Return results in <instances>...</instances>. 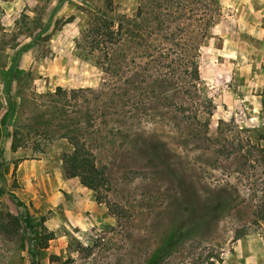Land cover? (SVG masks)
<instances>
[{
    "label": "rangeland",
    "instance_id": "obj_1",
    "mask_svg": "<svg viewBox=\"0 0 264 264\" xmlns=\"http://www.w3.org/2000/svg\"><path fill=\"white\" fill-rule=\"evenodd\" d=\"M112 2L116 17L139 6ZM216 7L197 57L206 124L185 118L169 83L141 91L146 65L162 69L155 62L128 49L112 71L97 62L84 29L105 0H0V213L31 221L0 233V264H31V253L36 264H264V0ZM165 37H152L149 50L161 45L173 59ZM63 110L91 115L82 126L107 177L100 211L62 163ZM44 161L72 178L70 188L89 190L95 211L82 204L80 215L65 214L66 202L79 208L77 196L51 191L23 166ZM195 208L196 226L181 234ZM63 222L64 235L40 248Z\"/></svg>",
    "mask_w": 264,
    "mask_h": 264
},
{
    "label": "trees",
    "instance_id": "obj_2",
    "mask_svg": "<svg viewBox=\"0 0 264 264\" xmlns=\"http://www.w3.org/2000/svg\"><path fill=\"white\" fill-rule=\"evenodd\" d=\"M105 3L106 11L92 13L84 29V40L90 53L97 57V62H100L106 70L112 71L123 57L127 56V49L131 54L136 52V56H142L150 63L155 62L159 68H162L161 73L157 69L150 70V64L146 65L145 70L148 72L144 75L146 87L141 91L152 90L154 82L169 83L171 89L179 96V101L174 103L180 105L178 109L183 110L187 116L185 118L197 122L204 120L207 124L212 113L211 111L206 113L203 107L206 101L199 100L197 57L198 50L207 37L217 14L216 0H139V6L134 15L123 14L117 17L112 14L114 12L112 0H105ZM160 33L164 34L165 40L170 42L169 48L173 46L177 48L178 52L175 55L177 57L171 59L170 50L161 45H155L149 50L150 39ZM144 45H146L145 48H143ZM165 60L167 65H164ZM154 67L156 68L155 65ZM56 91L60 98L65 99V93L60 87ZM160 92L162 94V91ZM153 94L155 97L160 95V93L155 95V92ZM150 99L151 97H147L145 101L150 104L153 102ZM137 101L143 103L142 100L135 102ZM60 112L63 115L65 113L64 110ZM89 114V111H85L84 114L83 110H79V113L75 115L62 116L61 126L66 130L62 136L70 145V151L64 153L61 160L70 176L78 177L84 186L94 192L96 202L102 203L100 191L106 186L107 177L105 167L98 163L96 155L89 147L88 133L82 126L83 122L89 123L91 117ZM15 147L13 144V149ZM221 147L223 148L224 145ZM110 213L118 214L117 211H110ZM189 214L190 220L185 221L181 226V234H185L196 226V223L192 221L197 214L196 208L191 209ZM22 224L27 227L31 225L28 215L20 220L10 213L3 215L0 213V233L11 236L20 230ZM42 231L45 232L46 229L43 227ZM53 238L54 235L51 232L41 235L39 247L46 248L48 241ZM31 256V264H36L32 253Z\"/></svg>",
    "mask_w": 264,
    "mask_h": 264
},
{
    "label": "crops",
    "instance_id": "obj_3",
    "mask_svg": "<svg viewBox=\"0 0 264 264\" xmlns=\"http://www.w3.org/2000/svg\"><path fill=\"white\" fill-rule=\"evenodd\" d=\"M23 166L29 168V175L33 176V178H39L40 174H44V177H45L47 183L49 184L51 191L54 188H58L60 190H65L69 194H73V195L77 196L78 202H79L77 204H79V208L77 206V208H76L77 210L74 211L73 203L71 201H69V203L66 202L65 209L63 210V212L65 214L72 213L74 215H76V214L80 215L81 211L83 212V210H84V209H82L80 207V205H82V204H85V205L86 204H88V205H92L93 204V210L95 211V207L94 206H96V203L93 200V198L91 197L90 192H88L89 190L85 191L87 189L85 187H83L82 185H80V184L77 185L76 189L70 188V186L74 182L72 180V178H70V177L69 178H65L64 175L62 177V175L60 176L59 174H56L55 172H53L51 167L45 161H44L43 165H41L39 163H36V164L32 165L33 170L30 169L31 165H27V166L23 165ZM66 181H69V183L67 184ZM72 187H74V186H72ZM33 194H34L35 197L37 196L36 192H34ZM63 205H64V202H63ZM97 206H98V210L100 211L101 210L99 208L100 207V203L97 204ZM100 213H98V215H96L95 212H94V215H93L94 220L97 218V223L98 224H100L102 222V218H101V214ZM69 218H71V217L69 216ZM78 221H80V220H78ZM64 228H65V223L64 222L62 224L55 225V227L53 228V233H54V237H55L53 239V241L56 238L59 239L60 237H62L64 235ZM262 247H263V250H264V246H262Z\"/></svg>",
    "mask_w": 264,
    "mask_h": 264
}]
</instances>
